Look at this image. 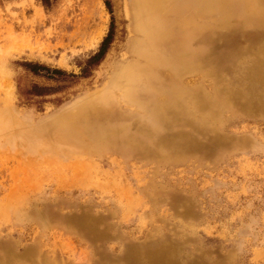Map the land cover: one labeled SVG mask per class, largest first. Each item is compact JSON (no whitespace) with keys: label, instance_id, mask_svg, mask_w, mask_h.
<instances>
[{"label":"rangeland","instance_id":"obj_1","mask_svg":"<svg viewBox=\"0 0 264 264\" xmlns=\"http://www.w3.org/2000/svg\"><path fill=\"white\" fill-rule=\"evenodd\" d=\"M165 5L0 0V264H264V0Z\"/></svg>","mask_w":264,"mask_h":264},{"label":"bare ground","instance_id":"obj_2","mask_svg":"<svg viewBox=\"0 0 264 264\" xmlns=\"http://www.w3.org/2000/svg\"><path fill=\"white\" fill-rule=\"evenodd\" d=\"M179 1L180 0H133V7L135 9V15L133 16V18H134L133 19L134 20V30L137 33V35L139 36L138 39L135 41V45H134L136 52L147 51L148 53H152V52L156 53V52L160 51L163 53V51L166 47V41H168V40L167 39L162 40V39H159L157 37H153L152 34L150 33V30H148V27L146 26V21L148 18L151 19V17L154 16V14H152L153 12H155L154 9H157V10L163 9L166 6L165 4H167V3L171 4L172 6H176L179 4ZM152 23H155V22H152ZM142 24H144V26L146 27L145 31L142 28ZM152 27H154V26H152ZM164 52H166V51H164ZM149 58L151 59V57H149ZM147 60H149V59H147ZM148 69H149V67H146L141 72L136 73L135 76L133 77V79H131L129 81L128 84L131 87L128 86L127 89H124L122 91V95L124 98L131 99L135 103L138 101L140 93H141L138 86L139 85H149L148 82H146V83L144 82V79L149 80V82L152 81V76L151 75L148 76V72H151L153 74L154 71L148 70ZM154 73L157 74V72H154ZM160 82H162V81L160 80ZM160 88L161 87H159L156 90V97L159 99L163 96V92H161L162 90ZM91 110L92 109L89 110V108L84 110V113L86 114V116L90 114ZM154 116H156V115H154ZM4 124H5V126H7L6 128H8L9 121H5Z\"/></svg>","mask_w":264,"mask_h":264},{"label":"trees","instance_id":"obj_3","mask_svg":"<svg viewBox=\"0 0 264 264\" xmlns=\"http://www.w3.org/2000/svg\"><path fill=\"white\" fill-rule=\"evenodd\" d=\"M107 39H108V36L103 40L99 51L96 54H94L93 56H91L86 61V67L82 69L81 77H83V78L88 77V75L90 74L91 67L98 65V63L100 62V60L102 59V57L105 53L104 44H105ZM21 66L24 67L27 71H30L31 73H33L34 75H40L41 73H44L43 76L47 77L48 79H53L55 77H61L64 79L76 78V75L67 74L66 72L59 70V69H50L46 66H43V65H40L37 63L24 62L21 64ZM35 89H36V87H33L31 92H27L28 95H30V96L48 95V93H46L47 91L45 93L43 92L40 94H36Z\"/></svg>","mask_w":264,"mask_h":264}]
</instances>
